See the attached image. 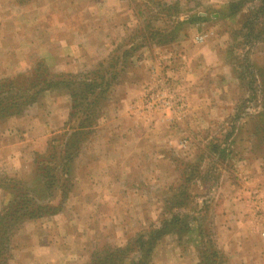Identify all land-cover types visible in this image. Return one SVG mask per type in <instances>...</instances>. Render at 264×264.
I'll return each instance as SVG.
<instances>
[{
    "label": "rangeland",
    "instance_id": "374dc122",
    "mask_svg": "<svg viewBox=\"0 0 264 264\" xmlns=\"http://www.w3.org/2000/svg\"><path fill=\"white\" fill-rule=\"evenodd\" d=\"M40 1L43 0H15V5L24 10L23 17L30 21L19 19L10 26L2 25L3 19H0V80L21 76L27 82L40 63L53 74L85 76L100 62L116 57L112 56L119 50V46L127 50L141 44L149 34L159 32V37L142 45L135 51L128 65L118 68V78L105 96L95 131L88 141L82 143L80 153L74 160L71 190L62 202L61 210L55 215L26 221L22 225L11 239V259L8 264L12 261L15 245L19 246L21 242L32 245L28 241L29 237L21 241L19 234L28 223H37L43 230L36 234L37 237L32 235L33 239L47 243L53 237L57 244L60 243V250L68 249L72 251V259L82 257L81 264H88L94 251L124 248L129 244L134 246L135 239L152 234L160 228L162 220L178 213L184 215V224L188 225V230L180 235L178 227H173L172 233L163 235L154 244L152 254L144 264H155L154 258L157 256L154 252L156 249L161 251L163 241L170 238L168 243L179 248L186 256L197 255L199 258L201 251L210 247L212 242V249L220 252L227 264H259L258 260L264 263V116H259L264 111V85L251 73H243L244 80L240 81L233 69L236 64L242 69V66H246L247 59L254 62L256 54H264V41L257 44L244 43L245 47L241 46L242 43L238 44L242 38L234 41L232 32L235 28L238 29L243 18L240 15L234 22L236 13L232 14L229 10L232 1L214 0L216 7L211 8L215 4L208 3L211 0H196L198 4L194 6L188 0H117L124 2L125 9H121L135 26L115 44L106 58L95 61L96 58L90 57H66V61L71 64L65 65L63 69L62 66H54L56 64L52 56L30 54L44 50L45 46L52 51V36L56 38L52 29L48 33L40 28L39 17L46 16V12L39 10L42 7L38 6ZM258 1L234 0L233 4H241L249 12L253 7L259 6ZM6 4V0H0V6ZM198 12L206 15V21L195 23L196 26L186 22L179 25L195 16L191 14ZM20 14L13 10L11 16L16 18ZM45 24L46 29L53 27L49 25L48 19ZM17 28L25 30L32 37L25 49H20L14 43L15 40L7 37L9 32L16 31ZM133 36L134 39L130 42L129 39ZM166 36H169L168 43L158 42L160 38H167ZM201 37L204 38L203 42L198 41ZM206 42L215 46L222 44L220 50L223 62L231 67L239 84L237 89L227 86L228 92L225 94L231 104L224 108L225 115L223 113L218 118L214 113L209 116L212 118L209 124L191 115L190 90L182 83H171L166 70L177 62L178 50H192V47H201ZM13 44L20 52L15 51L13 56L7 57L6 53L12 50ZM259 59L262 61H258L260 67L264 69V59ZM106 67H109L108 64ZM132 69L145 70V82L141 84L139 96L133 103L120 105L117 87L128 80ZM46 95L58 101L64 97L68 99L69 116L59 127L60 132L54 133L51 130L47 140L38 147L33 155L29 174H7L0 169V177H20L33 183L31 187L36 190L43 185L40 180L34 181L36 154L45 153L52 136L71 131V126H68L72 111L70 96L63 90H46L23 115L0 122L1 125L10 119L23 118L32 106H42ZM119 111L121 114L114 116ZM76 120L78 119L75 118ZM158 121L159 124L154 125ZM90 149L95 152L91 154ZM216 151L222 152V159H219ZM98 162L104 166L100 176H106V180H112L110 176H113L117 182L114 189L120 194L118 197H110L108 194L112 184L103 181L99 185L96 175L86 174L88 165ZM182 172H186L184 174L187 176L192 174L189 178L195 175L187 186L184 185ZM184 189L187 190L184 197L189 196V200H186V207L182 208L176 206L172 198ZM225 195L230 200L234 199L232 204L225 205L227 210L232 211V227H229L232 239L228 241L226 253L218 244L213 223V214L224 210L221 197L224 201ZM36 196L47 203L48 194L43 189ZM9 197L10 194H6L0 212ZM59 215L69 221L68 235L64 237L67 241L65 249L61 246L62 241L58 240H64L62 235L59 237L52 233V218ZM201 230L209 234L207 237L211 240L210 245L205 244L201 238ZM234 246L240 248L239 251H234ZM46 251L51 259L52 247ZM140 256L141 252L134 251L127 258L126 264L131 263V259L137 264ZM71 262L77 263L74 260Z\"/></svg>",
    "mask_w": 264,
    "mask_h": 264
},
{
    "label": "crops",
    "instance_id": "0c3cea01",
    "mask_svg": "<svg viewBox=\"0 0 264 264\" xmlns=\"http://www.w3.org/2000/svg\"><path fill=\"white\" fill-rule=\"evenodd\" d=\"M6 1V5L0 6V16L2 17L0 19H3L1 21L2 25L6 24L13 26L19 19L22 21L23 19L30 21L29 18L23 17L24 10L15 5V0ZM116 1L117 0L40 1L38 3V6H42L39 7L40 12H46V16L39 17L40 26H42L40 28L43 32L47 30L48 33L52 29V34L53 32L56 33V38L52 36V51L50 47L45 46L44 50H38L34 52L36 54H33V52L30 54L34 56H52V60L55 61L56 64L54 66L57 68L62 66V69L65 65L70 66L71 64V62L66 61V57H90L96 58L95 61L106 58L111 51H113L115 44L126 37L129 30L135 26V23L131 21L130 18L128 19L123 9H121L124 7V2ZM195 1L196 0H188L189 4L192 6L198 4V2ZM230 1L233 2L234 0ZM208 3H215V1L211 0ZM215 7L216 3L211 8ZM45 9H47V11ZM13 10H17L18 13L20 12L21 14L15 18L11 16ZM106 12L112 13V15ZM246 13L247 10H243L242 15ZM191 15H195L193 17L197 18L201 17L199 20L197 19L194 21L191 26L198 22L202 23V21L204 22L207 19L206 15L201 12ZM240 15L241 13L235 15L234 22L240 18ZM46 19H48L49 25L53 26L52 28L50 26L48 29L44 28ZM7 37L15 40L14 43H16L20 49H25V45L32 39V37H29L27 32L21 28L9 32ZM221 46L222 44H220V46H215L211 42H206L205 45L201 47H192V50L189 48L178 50L177 62L166 69L169 81L170 79L172 80L170 81L171 83L175 85L182 83L190 90L189 93L191 98L189 105L191 115L196 116L199 121L208 124L212 122V118H209V116H213L215 113L219 118L223 115L226 105L231 104L230 101H227V86L236 89L239 88L238 80L234 77L233 70L223 62V55H221L222 52L220 50ZM15 51H19V49L15 48V44H13L12 50L7 52L6 56H13ZM254 57L256 59H254L253 63L256 66H260L262 61L259 58L264 59V54H256ZM143 72H145V70H130L128 80L117 87L120 105H130L138 98L141 84L145 82L146 78ZM67 101L68 99L66 97L58 101L50 95H46L44 96V104L42 106L38 104L34 105L23 118L10 119L0 125V169H2L3 172L7 174L17 173L19 175L22 173L29 174L31 172L33 155L38 150V147L47 140L51 130L54 133L60 132L59 127L65 123L67 116H69ZM119 110H122V108ZM119 114H121V111L114 116H118ZM43 119H45V121H43ZM157 124H159V121L154 125ZM121 133L123 134V131ZM108 136H110V133ZM253 149L252 147L251 151ZM93 151V149H90L91 154ZM88 153L89 152H87V154ZM103 168L104 166L100 162L97 164H89L88 168H86V174H91L92 176L96 175L99 185H102L103 181L112 184L108 194H110V197H118L120 194L114 189L117 182L114 180L113 176H110L112 180H106V176H100ZM95 172L96 174H94ZM88 182L89 180L86 181V183ZM1 190L2 189H0V208L2 202L6 198V194ZM221 199L222 203L224 202V210L213 214V223L217 233L216 239L218 244L226 253L228 241L232 239L230 236L232 232L230 231L232 227V224H230L232 211L227 210L225 205L232 204L234 199L230 200L226 195L224 196V201L223 197H221ZM220 202L221 201H219V203ZM68 224L69 221L65 220L60 215L53 217L52 233H56L59 237H61V235L63 238L66 237L68 235ZM43 226H45V224H43ZM42 231L43 230L40 229L37 223L26 224L19 234H21V241H25L27 237H29L28 241H31L32 245H26L24 242H21L19 246L15 245L13 258L9 264H38L39 262L40 264H75L71 262L73 260L77 261L76 264L83 263L81 262L83 261L81 260L82 257L72 259V251L68 249L65 251L60 250V243L57 244L53 237L52 241H48L47 243L32 238V235L36 236L38 232L42 233ZM30 233L31 235H29ZM68 237H70V235ZM59 239L62 241L61 246L65 249V245L67 244L66 238H64V240L58 238V240ZM170 239L163 241L164 243L161 251L156 249V252H154V255L157 256L154 258L155 264L200 263V259L197 255L192 257L186 256L179 248L168 243ZM49 247H52L51 259L46 251ZM239 249L240 248L234 246V251H239ZM257 263L264 264L259 260ZM237 264H245V262H239Z\"/></svg>",
    "mask_w": 264,
    "mask_h": 264
},
{
    "label": "trees",
    "instance_id": "16d2710c",
    "mask_svg": "<svg viewBox=\"0 0 264 264\" xmlns=\"http://www.w3.org/2000/svg\"><path fill=\"white\" fill-rule=\"evenodd\" d=\"M258 4V7H253L252 10H249L244 15H242L243 5L233 4V2L230 4L229 10L232 11V14L241 13L243 18L238 29L235 28L232 32L234 41L237 42L238 39H243L238 42V44L242 43V47H245V44L248 43L257 44L264 41V0H259ZM200 18L191 17L186 22L187 24H192ZM182 24L186 23L182 22L179 25ZM157 33L149 34L148 37L142 40L141 44L133 46L134 48L124 50L122 49L123 46H119V50L112 56L116 57L112 60L109 58L108 63L105 61L100 62L92 72L85 76L78 74H53L48 72L43 63H40L37 69L32 71L27 82L21 76L0 80V122L11 117L23 115L26 109L35 104L46 90L52 92L63 90L70 96L72 101V111L68 121L71 131L52 136L45 153L36 154L33 173L34 181L36 179L40 180L43 184L42 187L36 190L31 187L33 183L26 182L20 177H0V189L6 194H10L9 199H7L4 208L0 212V264H8L9 259H11V239L26 221L55 215L61 210L62 202L71 190L74 160L80 153L82 143L88 141L95 131L98 120L101 117L105 96L109 92L111 85H114L118 78V68L128 65L135 55V51L148 41H151L152 38L159 37ZM166 37L160 38L158 42L168 43L169 36ZM133 39L134 36L129 39L130 42ZM121 49L122 51L120 52ZM107 64L109 67H106ZM238 67V64H236L233 69L240 81L244 80L243 73H251L255 79H258L257 81L261 80L260 82L264 85V69L262 67L256 66L249 59H247L246 66H242V69ZM263 97L261 96V98ZM262 104H264V98L262 99ZM259 116H264V111ZM75 118L78 120L75 121ZM216 152L219 154V159H222V152ZM184 173L186 172H182L183 182L187 186L189 182L193 181L192 179L195 178V175L189 178L192 174L187 176ZM42 189L48 194L47 203L42 202L43 199L36 196ZM186 194L187 190L184 189L179 194L180 196H173L172 200L176 206L186 207V200L187 202L189 200V196L184 197ZM184 219L185 217L182 214H172L170 218L162 220L158 230L147 237L140 236L135 239L134 246L129 244L124 248L98 249L94 251L88 264H126L127 258L134 251H137V253L141 252L137 264H144L145 260L148 261L152 254L154 244L163 235L172 233L173 227H178L180 235L188 230V225L184 224ZM207 235L209 234H205L203 230L200 231V236L205 244L210 245L209 242L211 240H209ZM212 245L213 243L211 242L210 247L208 246L206 250L202 249L199 264H227L225 257L217 250H213ZM128 264H136V261L131 259V263Z\"/></svg>",
    "mask_w": 264,
    "mask_h": 264
},
{
    "label": "built area",
    "instance_id": "2783aa9c",
    "mask_svg": "<svg viewBox=\"0 0 264 264\" xmlns=\"http://www.w3.org/2000/svg\"><path fill=\"white\" fill-rule=\"evenodd\" d=\"M198 41H199V42H203V41H204V38H203V37L198 38ZM161 85L163 86L164 84L161 83ZM149 91H151V90L149 89ZM150 96H151V92H150ZM170 104H171V103H170ZM170 104H168V107L170 106Z\"/></svg>",
    "mask_w": 264,
    "mask_h": 264
}]
</instances>
